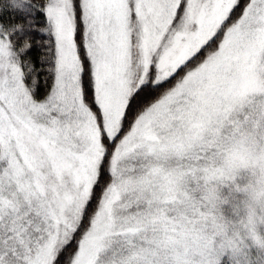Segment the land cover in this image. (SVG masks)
I'll use <instances>...</instances> for the list:
<instances>
[{
	"label": "snow or ice",
	"instance_id": "obj_1",
	"mask_svg": "<svg viewBox=\"0 0 264 264\" xmlns=\"http://www.w3.org/2000/svg\"><path fill=\"white\" fill-rule=\"evenodd\" d=\"M0 264H264V0H0Z\"/></svg>",
	"mask_w": 264,
	"mask_h": 264
}]
</instances>
